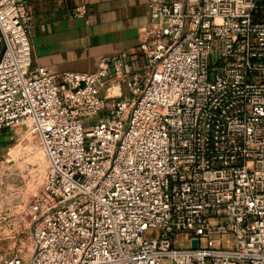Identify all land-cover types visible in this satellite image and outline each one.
I'll use <instances>...</instances> for the list:
<instances>
[{"label": "built area", "instance_id": "built-area-1", "mask_svg": "<svg viewBox=\"0 0 264 264\" xmlns=\"http://www.w3.org/2000/svg\"><path fill=\"white\" fill-rule=\"evenodd\" d=\"M147 9L144 76L123 52L56 74L31 65L26 0H0V133L45 158L18 224L32 248L0 264H264V0Z\"/></svg>", "mask_w": 264, "mask_h": 264}, {"label": "crops", "instance_id": "crops-1", "mask_svg": "<svg viewBox=\"0 0 264 264\" xmlns=\"http://www.w3.org/2000/svg\"><path fill=\"white\" fill-rule=\"evenodd\" d=\"M26 4L32 67L46 66L56 74L92 72L101 57L123 52L125 76H144L146 56L140 42L148 23L147 0H26ZM81 7L84 12L77 14ZM105 79L101 95L108 88L121 93L115 99L129 98L124 80L117 84ZM9 133L5 130L0 137Z\"/></svg>", "mask_w": 264, "mask_h": 264}, {"label": "rangeland", "instance_id": "rangeland-1", "mask_svg": "<svg viewBox=\"0 0 264 264\" xmlns=\"http://www.w3.org/2000/svg\"><path fill=\"white\" fill-rule=\"evenodd\" d=\"M2 49L0 36V52ZM97 117L81 118L84 132L90 129V124ZM8 132L0 137V255L8 258L19 254L25 258L32 248V240L30 233L17 234L18 224L22 218V209L29 204L32 194L39 187L45 158L39 145L25 138L20 128L13 127ZM147 234L156 236V231ZM190 245L188 240L174 244L177 248Z\"/></svg>", "mask_w": 264, "mask_h": 264}]
</instances>
